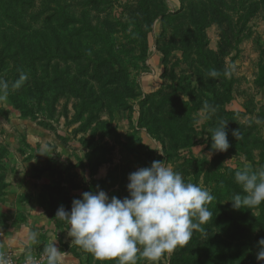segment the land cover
I'll list each match as a JSON object with an SVG mask.
<instances>
[{"label":"rangeland","instance_id":"rangeland-1","mask_svg":"<svg viewBox=\"0 0 264 264\" xmlns=\"http://www.w3.org/2000/svg\"><path fill=\"white\" fill-rule=\"evenodd\" d=\"M2 6L3 224L26 220L20 207L30 206L40 189L43 197L34 199L53 215L61 205L70 211L74 196L59 190L62 182L81 189L77 198L85 188L123 199L129 174L159 160L215 198L207 205L209 221L191 241L155 264H264L256 259L264 209H236L230 201L246 195L236 170L264 168V0H5ZM21 74L26 79L13 88ZM223 121L230 148L218 152L211 132ZM137 264L152 262L141 257Z\"/></svg>","mask_w":264,"mask_h":264},{"label":"clouds","instance_id":"clouds-1","mask_svg":"<svg viewBox=\"0 0 264 264\" xmlns=\"http://www.w3.org/2000/svg\"><path fill=\"white\" fill-rule=\"evenodd\" d=\"M208 75L215 78L218 73L212 70ZM25 79L21 74L12 87H20ZM7 88V82L0 80V89ZM204 108L215 112L207 101ZM227 126L223 121L212 130V150L226 152L230 148ZM233 135L238 138V131ZM40 153L45 154L43 149ZM128 180L129 195L123 199L109 197L104 190L85 191L82 198L73 199L70 211L61 205L56 212L55 218L70 226L72 243L97 260L137 264L142 257L155 264L164 253L186 246L194 230L212 215L207 205L215 197L210 190L186 181L163 161L154 160L150 166L131 172ZM235 180L246 195L235 194L230 199L234 208H251L264 202V168L253 171L245 165L235 171ZM30 238L35 242L37 234L32 233ZM44 253L47 264H63L55 241L44 248ZM256 259L264 262V238L258 241ZM0 264L7 261L0 259ZM25 264H35L30 253Z\"/></svg>","mask_w":264,"mask_h":264},{"label":"crops","instance_id":"crops-1","mask_svg":"<svg viewBox=\"0 0 264 264\" xmlns=\"http://www.w3.org/2000/svg\"><path fill=\"white\" fill-rule=\"evenodd\" d=\"M61 186H65L71 197L81 195L78 192L81 189H73L69 183L62 182ZM36 192L37 194L32 193L30 196V206L20 207L26 208V212H23L26 214V220L7 218L10 220L4 224L0 221V254L14 253L25 258L30 253L36 258L35 264H47L44 248L55 241L61 251L63 264H96L97 259L91 253L81 251V247L72 243L73 238L68 234L70 226L67 222L62 226L46 204L39 203V198L34 199L39 195L41 198L43 197L41 189ZM34 232L37 234L35 242L30 238Z\"/></svg>","mask_w":264,"mask_h":264},{"label":"built area","instance_id":"built-area-1","mask_svg":"<svg viewBox=\"0 0 264 264\" xmlns=\"http://www.w3.org/2000/svg\"><path fill=\"white\" fill-rule=\"evenodd\" d=\"M32 257H33L34 262H36L35 256H32ZM0 259L6 260L7 264H25L27 257L20 259L19 255H16L14 253H3V254H0Z\"/></svg>","mask_w":264,"mask_h":264},{"label":"trees","instance_id":"trees-1","mask_svg":"<svg viewBox=\"0 0 264 264\" xmlns=\"http://www.w3.org/2000/svg\"><path fill=\"white\" fill-rule=\"evenodd\" d=\"M3 1H5V0H0V6H1L2 8L5 9V7L2 6V2H3ZM11 1L13 2L14 0H11ZM95 184H96V182H94L93 180H91V183H90L89 185H91V186L93 185V186H94ZM72 185H73V184H72ZM91 186H88V187H91ZM73 187H74V186H73ZM82 189H83V192L86 191L85 188H82ZM59 190H65V191H67L66 188H65V186H64V187H63V186H60V187H59ZM77 197H78V196H76V197L74 196L73 199H74V198H77ZM71 202H72V200H71ZM259 207H260V212H261V210L264 209V202H262L261 204H259ZM263 216H264V215H263Z\"/></svg>","mask_w":264,"mask_h":264}]
</instances>
